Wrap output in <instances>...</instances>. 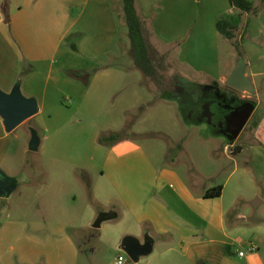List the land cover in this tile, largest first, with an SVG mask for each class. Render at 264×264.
Segmentation results:
<instances>
[{
	"label": "crops",
	"instance_id": "1",
	"mask_svg": "<svg viewBox=\"0 0 264 264\" xmlns=\"http://www.w3.org/2000/svg\"><path fill=\"white\" fill-rule=\"evenodd\" d=\"M119 1L5 0L4 4L0 0V88L11 93L19 85L26 97L37 100L38 112L22 125L38 118L37 123L44 131L43 136L40 134L38 151L64 165L60 166L63 173L78 169L85 173H104L113 153L112 149L96 146L95 140L97 127L101 129L107 120L128 79L125 68L108 63L120 33L121 16L116 11ZM253 4L255 11L240 12L230 0H137L146 34L157 51L169 52L168 47L182 42L180 54L191 70L205 73L210 83L226 92L249 99L255 105L252 115L261 110L251 128L249 146L232 144L235 155L243 156L248 152L244 164L247 173L258 160L264 166V38L259 39L264 33L252 28L255 17L264 25V0H253ZM119 8L124 14L123 0ZM228 17L236 22L231 28L228 26L235 36L237 33L240 37L249 35L241 45V55L237 49L223 44L222 38L226 37L220 33L218 22L223 19L227 23ZM239 63L244 67L245 77L251 80V90L236 89L227 83ZM75 72L82 77H77ZM203 98H192L187 90H182L177 104L192 126L206 124L199 114ZM86 125L96 127L88 134L89 149L92 147L94 153L89 150L83 154L87 157L85 162L76 161L75 151L69 149L70 128L84 129ZM14 134L15 130L7 131L0 115V166L4 164ZM97 155L99 160L94 163ZM2 171L11 178L12 190L9 195L0 196V204L16 190L21 189L22 193L26 190L21 181ZM122 174L127 180V189L132 191V217L137 223L147 224L141 235L132 232L126 235L136 237L142 244L152 243L153 248L157 237L163 243L168 239L172 241L176 235L165 218L169 183L162 180L173 174L157 164L154 157L147 158L143 165L136 164L128 172L131 178H125L126 171ZM261 175V192L255 193L256 208L264 205V172ZM180 186L194 200L206 198L205 193L216 187L203 188L202 196L197 198L182 179ZM224 193L225 186L220 198ZM26 209H30V205L26 204ZM26 215L0 223V264H79L80 246L73 231L80 226L74 218L43 219ZM174 215L178 224L188 223L186 211L176 208ZM219 219L226 233L224 211ZM260 243L264 244L263 237ZM256 246V252H249L251 257L247 264H264V252L260 253L261 246ZM121 248L124 249L123 242ZM188 248L181 249L187 252Z\"/></svg>",
	"mask_w": 264,
	"mask_h": 264
},
{
	"label": "rangeland",
	"instance_id": "2",
	"mask_svg": "<svg viewBox=\"0 0 264 264\" xmlns=\"http://www.w3.org/2000/svg\"><path fill=\"white\" fill-rule=\"evenodd\" d=\"M2 1L5 4V0ZM120 4L122 0L116 5L121 16L120 33L108 63L125 68L128 79L107 120L101 129L97 127L95 145L113 150L105 172L92 174L78 169L63 173L60 166L64 165L39 151H31L29 141L33 130H37L39 136L44 134L37 123L38 118L33 119L15 130L4 164L0 166L8 175L21 181L23 189L26 188L24 193L21 189L16 190L2 200L0 223L5 219L21 218L26 213L43 219L74 218L80 226L73 231L80 246L79 264H116L120 255L125 258L124 264H247L251 244L260 245V253L264 252V244L260 243V238H264V205L254 206L255 193L261 192L259 178L264 166L258 160L250 167V173L245 172L248 152L243 156L235 155L232 144L249 146L251 128L261 110L252 115L235 141L207 123L201 126L188 124L190 119L177 104L180 98H165L156 83L134 63L126 15L120 13ZM221 21L225 23L223 19ZM252 21L253 30L264 33V25L256 17ZM226 22L230 28L236 24L229 17ZM248 36L240 37L237 33L234 41L222 40L224 46L234 50L237 49L235 44L242 45ZM262 38L264 34L259 36ZM182 44L168 47L169 52L158 51L167 55L166 60H160L159 54L158 63L163 65L169 77L175 79L179 89L187 90L192 98L195 96L200 100L204 96H214L217 84L210 83L205 73L198 74L187 66L180 54ZM227 95L230 96V92ZM92 128V125H86L84 129L70 128L69 149L76 153L74 160L85 162L87 157L83 154L89 150L94 153L92 147L89 149L88 139L90 132L96 129ZM65 130L68 131V127ZM116 132L121 133L119 141L99 142L102 135ZM153 157L164 170L173 174L161 180L169 183L165 218L176 236L167 243L157 237L152 252L134 261L121 248V243L131 236L126 235L127 232L141 235L147 224L137 223L132 217V191L127 189V180L123 179L122 173L126 171L125 178H131L128 172L136 164L143 165L147 158ZM98 160L97 155L94 163ZM181 179L197 198L202 196L203 188L217 184L225 186L224 196L191 199L184 189L181 190ZM26 204L30 209H26ZM176 208L188 213V223L176 222ZM222 211L225 212L226 233L220 225ZM99 219L104 220V225L95 227ZM188 246L187 252L181 249ZM239 251H244L246 256L241 257Z\"/></svg>",
	"mask_w": 264,
	"mask_h": 264
},
{
	"label": "water",
	"instance_id": "3",
	"mask_svg": "<svg viewBox=\"0 0 264 264\" xmlns=\"http://www.w3.org/2000/svg\"><path fill=\"white\" fill-rule=\"evenodd\" d=\"M230 87L240 90H251V80L244 75V67L241 63L237 66L233 75L227 82ZM248 108L242 114L239 121L234 125L229 133H224L229 140L235 141L248 123L255 105L248 102ZM38 112V102L35 98L26 97L17 85L11 93H7L0 88V115L4 119L7 131L12 132L20 127L24 122L32 118ZM41 145V138L37 130H33L32 138L29 144L31 151H38ZM11 178L0 169V196H7L11 193ZM103 219L95 223V227L101 226ZM125 251L134 261H138L142 255L152 252V243L142 244L136 237L128 236L123 241Z\"/></svg>",
	"mask_w": 264,
	"mask_h": 264
},
{
	"label": "trees",
	"instance_id": "4",
	"mask_svg": "<svg viewBox=\"0 0 264 264\" xmlns=\"http://www.w3.org/2000/svg\"><path fill=\"white\" fill-rule=\"evenodd\" d=\"M231 5L240 12H253L255 11L252 0H230ZM124 12L126 15V22L128 25L129 37L131 40V54L134 63L140 68L147 76H149L159 87L162 95L167 98H180L182 91L178 87L175 79L169 77L163 70V65L158 63V55L160 60H166L167 55L159 53L151 44L144 27L143 20L141 19L138 8L137 0H123ZM3 11L7 14V9L4 7ZM7 19L9 17L7 16ZM218 29L226 38L234 41L235 34L229 29L228 25L222 21L218 22ZM235 44V43H234ZM236 45L239 54H242L241 45ZM77 50V46H73ZM77 77H82L79 73L75 72ZM121 137L120 132L111 133L110 135L101 136L100 143L109 141H119ZM223 186L219 185L209 189L205 193L206 198L220 197L222 195Z\"/></svg>",
	"mask_w": 264,
	"mask_h": 264
},
{
	"label": "flooded vegetation",
	"instance_id": "5",
	"mask_svg": "<svg viewBox=\"0 0 264 264\" xmlns=\"http://www.w3.org/2000/svg\"><path fill=\"white\" fill-rule=\"evenodd\" d=\"M214 87L216 89L214 96H204L201 100L202 108L199 110V114L213 129L229 133L248 108L250 100L240 99L232 93L229 96L227 95L229 92L221 89L218 85Z\"/></svg>",
	"mask_w": 264,
	"mask_h": 264
},
{
	"label": "built area",
	"instance_id": "6",
	"mask_svg": "<svg viewBox=\"0 0 264 264\" xmlns=\"http://www.w3.org/2000/svg\"><path fill=\"white\" fill-rule=\"evenodd\" d=\"M257 249L258 248H257V246L255 244H251L249 250H250V252H256ZM239 255L241 257H244L246 255V253L244 251H239ZM124 262H125V258L122 255H120L118 260H117V262H116V264H124Z\"/></svg>",
	"mask_w": 264,
	"mask_h": 264
}]
</instances>
